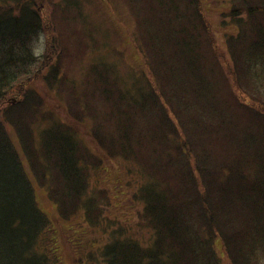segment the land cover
Segmentation results:
<instances>
[{
    "label": "trees",
    "instance_id": "obj_1",
    "mask_svg": "<svg viewBox=\"0 0 264 264\" xmlns=\"http://www.w3.org/2000/svg\"><path fill=\"white\" fill-rule=\"evenodd\" d=\"M128 2L149 71L124 82L101 59L83 83L68 84L59 62L44 71L34 49L48 8L51 19L76 23L79 0H0V264L59 262L45 241L51 215L39 191L54 216L69 222L83 211L91 227L108 226L90 190V172L104 159L36 89L17 90L34 72L51 89L61 83L68 114L90 120L97 145L143 177L134 197L151 239L112 228L84 263L225 264V254L230 264H264V0H231L227 66L204 49L215 40L200 0Z\"/></svg>",
    "mask_w": 264,
    "mask_h": 264
},
{
    "label": "rangeland",
    "instance_id": "obj_2",
    "mask_svg": "<svg viewBox=\"0 0 264 264\" xmlns=\"http://www.w3.org/2000/svg\"><path fill=\"white\" fill-rule=\"evenodd\" d=\"M200 2L203 16L210 23L212 38L215 40L214 46L209 43L204 49L211 53L215 48L218 56H221L220 61L227 66L230 64L227 35L235 31L233 19L229 16L231 0H200ZM79 3L82 5V16L75 15L76 23H63L55 16L51 19L50 14L54 11L50 12L52 8H48L46 32L36 42L34 49L44 61L42 63L44 71L59 62L63 74L67 76L65 80L68 84L73 80L80 84L83 83L89 66L101 59L114 66L115 76L124 82L125 79H132L144 69L148 70L146 56L143 55L135 38L136 16L128 0H79ZM47 34L49 38L46 37ZM61 43L66 47L64 48V45L60 47ZM44 77L43 73L37 75L34 72L31 77L23 79L21 84L18 82L16 88L18 91H24L27 87L36 89L43 96L46 108L53 111L57 117L74 125L90 148L103 157V164L92 168L90 172V190L102 201L105 220L107 219L105 222L109 223L107 228H104L106 225L91 227L86 223L83 211L71 221H64L58 215L54 216L56 206L49 200V194L39 191L38 201L51 215L52 225L45 232L47 233L45 241L48 246L57 248L55 253L59 262L56 258L55 264H90L87 260V263H84L87 254L96 252L100 245L112 237L111 229L119 226H123L124 232L128 235L132 234L143 242L148 241L151 239L152 231L140 222L142 203L134 197L143 178L138 169L128 160L108 156L91 135L92 122L90 120L79 122L68 114L66 106L60 101L61 95L58 91L62 90L59 89L61 83L55 89H51ZM233 85L241 97H245L246 101H252L251 96L242 93L238 85L234 83ZM248 86L250 89L251 84L249 83ZM263 89L264 87L260 88L264 91ZM9 101L14 104L17 98L8 97L4 104ZM229 115L233 118L232 114ZM235 128L236 126L229 127L233 133L226 137L228 142L232 141L234 134H238ZM36 132L38 133L37 127ZM217 245L219 252L223 253L219 242ZM262 259L264 261V256ZM222 260L225 264H230L225 254Z\"/></svg>",
    "mask_w": 264,
    "mask_h": 264
}]
</instances>
